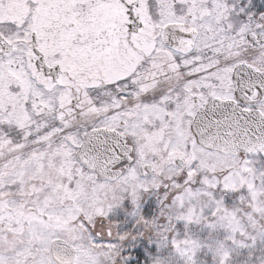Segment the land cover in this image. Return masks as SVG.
I'll list each match as a JSON object with an SVG mask.
<instances>
[{
	"label": "snow or ice",
	"instance_id": "obj_1",
	"mask_svg": "<svg viewBox=\"0 0 264 264\" xmlns=\"http://www.w3.org/2000/svg\"><path fill=\"white\" fill-rule=\"evenodd\" d=\"M0 264H264V0H0Z\"/></svg>",
	"mask_w": 264,
	"mask_h": 264
}]
</instances>
